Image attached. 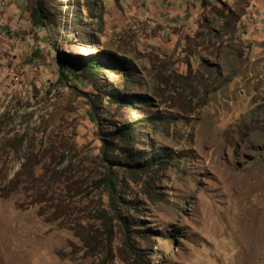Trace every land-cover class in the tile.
I'll list each match as a JSON object with an SVG mask.
<instances>
[{"label":"rangeland","instance_id":"1","mask_svg":"<svg viewBox=\"0 0 264 264\" xmlns=\"http://www.w3.org/2000/svg\"><path fill=\"white\" fill-rule=\"evenodd\" d=\"M0 264H264V0H0Z\"/></svg>","mask_w":264,"mask_h":264},{"label":"trees","instance_id":"2","mask_svg":"<svg viewBox=\"0 0 264 264\" xmlns=\"http://www.w3.org/2000/svg\"><path fill=\"white\" fill-rule=\"evenodd\" d=\"M31 19L33 21L34 25H44L45 21L44 19L47 18V15L45 13H42L38 8H33V10L30 13ZM83 63H85L87 65V69L94 72L95 69H98L100 66V62L94 58V60H92V58H87L86 61H84ZM67 66V70L69 71H73L75 72V67L73 66V63H63L61 64ZM132 127L128 126V125H124L120 128H117L116 130L118 131V134H121L122 136L126 137L127 140H130L129 137H131L132 135ZM127 154L124 155V157L122 159H118L116 160V162H118L119 165H125L128 169L126 170L128 172L129 175H134L136 173L135 169H149L150 166L154 165V164H162L165 163V155H161L159 152H154L151 153L150 156H146L145 153H143L144 151H142V153H134L132 151V149L127 150ZM106 154V153H105ZM111 159V160H110ZM142 159V161H140ZM105 160H107L108 162L110 161H114V159H112L111 157H107ZM113 175V176H112ZM117 173H107V183H109L110 185H112V181L115 180ZM117 180V179H116ZM120 198V195H115V197H113V200ZM130 202V201H128ZM126 207H129L128 205L124 206L123 209L125 210ZM125 212H127L125 210ZM128 213V212H127ZM119 222L123 225L124 230L126 232V235L128 236V234L130 233V229L128 228V226H126V224H129L133 221V219H131L132 217L128 214L126 215H117ZM150 229L144 227L141 228V230H136L137 232H140L141 234L145 235V232L148 231ZM134 232V231H131Z\"/></svg>","mask_w":264,"mask_h":264},{"label":"crops","instance_id":"3","mask_svg":"<svg viewBox=\"0 0 264 264\" xmlns=\"http://www.w3.org/2000/svg\"><path fill=\"white\" fill-rule=\"evenodd\" d=\"M187 5H188V4H187ZM251 7H252V9L254 10L255 13L261 12V9L258 8V7H256V6L254 7V6L251 5ZM189 9H190V11H189ZM194 10H195V9H193V7L190 8V7L187 6V13H188V14L190 13L191 17L194 16V13H193ZM188 14H187V15H188ZM251 24H252V23H247V24H246V27L248 28ZM190 25L193 26V23H190ZM190 25H189V26H190ZM192 26H190V28H193ZM188 30H190V29H188Z\"/></svg>","mask_w":264,"mask_h":264},{"label":"bare ground","instance_id":"4","mask_svg":"<svg viewBox=\"0 0 264 264\" xmlns=\"http://www.w3.org/2000/svg\"><path fill=\"white\" fill-rule=\"evenodd\" d=\"M87 51H89V50H88V48H87V47H85V48H84V52H87Z\"/></svg>","mask_w":264,"mask_h":264}]
</instances>
